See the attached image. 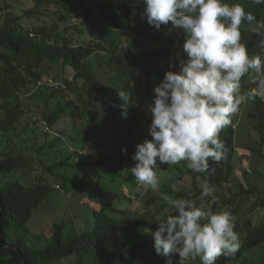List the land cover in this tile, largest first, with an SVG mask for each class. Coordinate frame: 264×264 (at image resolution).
I'll return each mask as SVG.
<instances>
[{"label": "trees", "instance_id": "obj_1", "mask_svg": "<svg viewBox=\"0 0 264 264\" xmlns=\"http://www.w3.org/2000/svg\"><path fill=\"white\" fill-rule=\"evenodd\" d=\"M33 1V8L22 16L14 14L9 4L0 5V264H180L178 253L158 255L143 230L152 235L159 220L176 214L165 196L199 206L206 186L215 189L216 197H205L206 209L230 210L240 243L234 256L222 255L215 264H264V98L249 95L256 87L246 85L253 73L241 78V91L248 95L246 107L241 104L246 120L238 123L236 114L220 132L223 159H210L203 174L181 161L179 179L189 177V186L169 178L147 200L142 216L117 215L120 206L149 196V189L128 169L137 163L136 145L151 139L144 136L152 121L145 104L166 72L173 71L171 58L183 29L169 22L157 30L142 21L143 0ZM225 2L239 3L257 21H264V4ZM51 7L60 10V16L50 29L38 22L49 16L43 10ZM70 17L90 24L87 40L57 27ZM24 20L36 23L30 29ZM255 27V22L242 23L241 42L250 56L264 58V35ZM119 91L130 93L126 118L121 117ZM65 118L79 124L64 132L60 126ZM44 123L50 131H45ZM252 131L258 140L251 138ZM242 137L248 143L244 148L260 163L250 172L243 168L240 180L235 163ZM158 165L155 171L161 174L159 161ZM90 169L119 183L109 188L98 176L82 207L83 228L79 230L69 215L54 223L50 235L35 231L32 223L56 190L54 183L67 194L74 193ZM185 264L202 262L197 257Z\"/></svg>", "mask_w": 264, "mask_h": 264}, {"label": "clouds", "instance_id": "obj_2", "mask_svg": "<svg viewBox=\"0 0 264 264\" xmlns=\"http://www.w3.org/2000/svg\"><path fill=\"white\" fill-rule=\"evenodd\" d=\"M141 20L157 30L171 22L182 28L187 38L183 43L186 58L179 59V71L166 72L154 87L149 111L152 121L148 128L151 139L136 145L128 169L146 189L159 190L161 180L155 169L160 164L174 166L181 161L195 173H207L209 160L224 157L220 132L232 123L246 100L241 91V78L254 73L256 85L249 95L264 98V58L250 56L241 42V25L252 24L264 35V21L239 3L225 0H143ZM256 5L264 0H253ZM123 101L121 117H127L130 93L119 91ZM126 152V149H124ZM215 189L204 187L199 206L186 199L165 196L175 215L159 220L152 233L158 255L178 253L180 264L199 257L202 264H215L220 256L231 257L240 243L234 231L235 216L230 210L215 213L206 209L205 197Z\"/></svg>", "mask_w": 264, "mask_h": 264}, {"label": "rangeland", "instance_id": "obj_3", "mask_svg": "<svg viewBox=\"0 0 264 264\" xmlns=\"http://www.w3.org/2000/svg\"><path fill=\"white\" fill-rule=\"evenodd\" d=\"M9 4L12 8V11L17 16H22L25 12L33 8L34 1L33 0H0V5ZM47 15L46 17H43L39 20L38 23L45 24L48 28L51 29L52 26V20L55 18H58L60 16V10L55 9L51 7L49 10H43ZM0 16V21H1ZM36 21L31 20H24V26L26 28H33V24H35ZM90 24L84 19V18H77V17H70V19L66 22H60L59 26H57L62 32L65 33V28L69 29L74 38L78 40H87L89 38V30L88 28ZM180 31V37L177 40L174 54L171 58V68L173 71H179V59L180 58H186V54L183 53V43L184 40L187 38V35L184 33V31L181 33ZM255 78V74L253 73L249 79L247 80L246 85L251 86L253 79ZM248 97V95H246ZM154 97V96H153ZM153 97L147 101L145 104V110H149L150 105L153 103ZM247 99V98H246ZM248 102V101H247ZM30 104V102H28ZM243 106L244 102L242 103ZM237 113L238 115V123L241 122V120H246L245 115H243L241 110V107ZM34 107L39 108L34 105ZM246 107V106H245ZM40 110H37V116L38 118L41 117ZM241 115V116H240ZM240 116V117H239ZM79 123H72L69 118H65L64 122L61 124L60 129H62L64 132H71L72 128ZM251 138L253 140H258V135L252 131ZM144 136H150L148 133V127H145ZM151 138V136H150ZM247 138L242 137L241 139H238L237 149H238V159H236V168L239 169L238 171V177L240 180H243V174L242 169H247L248 172L252 169L251 167L257 166L259 164V158L254 156L252 153H250L247 148H244V146H247ZM264 152V151H263ZM64 157L62 158V160ZM163 172L161 174H157V176L160 178L161 185L169 178H176L177 185H190V178L185 176L182 179H179V172L177 170V167H180V164L174 165V166H168L167 164H161ZM260 172H262V167H259ZM86 175V173H85ZM98 176H102L104 178L103 184L109 188H114L117 185V182L119 180L115 179V182H111L110 178L105 177V175L100 172L98 169H90L88 171V175L86 176L85 182L83 183V186H80L74 193L67 194L65 190H62L60 185L58 183L55 184V191L51 194L50 198L47 200V202L38 210L35 219L32 223V228L35 231H42L45 230V232L50 235L52 232V227L54 223L61 222L63 219L68 218L69 215H71L74 220L76 221L78 225V229L81 230L83 228V223L80 220H86L83 206H85V202H87L86 194L87 190H89L91 187H95L96 181ZM259 176V175H258ZM83 176L81 177V179ZM261 178V177H260ZM261 179H264L262 177ZM119 183V182H118ZM176 186V184H175ZM127 187L131 190V188L127 185ZM159 187V188H160ZM150 192V193H149ZM129 193V192H128ZM149 193L148 197L140 200L135 199L133 204H125L124 206H120L118 211H116L117 215H121L122 213L128 214V215H135V216H142L145 212L146 203L147 200L150 198L152 200L154 198V194L156 191H150V189L147 191ZM130 194V193H129ZM91 206H94L93 203H90ZM120 205V204H119ZM91 211V210H90ZM89 219V218H88ZM143 235L148 241L149 244H154V239L152 238L151 233H147L143 230ZM70 261V260H69ZM69 261L67 263H69Z\"/></svg>", "mask_w": 264, "mask_h": 264}, {"label": "built area", "instance_id": "obj_4", "mask_svg": "<svg viewBox=\"0 0 264 264\" xmlns=\"http://www.w3.org/2000/svg\"><path fill=\"white\" fill-rule=\"evenodd\" d=\"M31 36L34 37L35 34L31 33ZM44 129H45L46 132L50 131V128L48 127V125L46 123H44Z\"/></svg>", "mask_w": 264, "mask_h": 264}]
</instances>
